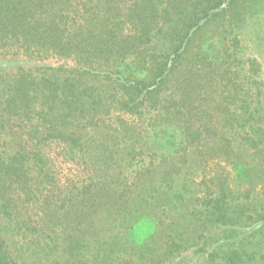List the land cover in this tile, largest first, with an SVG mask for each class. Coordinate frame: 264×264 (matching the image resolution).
Wrapping results in <instances>:
<instances>
[{"label":"rangeland","instance_id":"1","mask_svg":"<svg viewBox=\"0 0 264 264\" xmlns=\"http://www.w3.org/2000/svg\"><path fill=\"white\" fill-rule=\"evenodd\" d=\"M87 1L89 14L95 2ZM232 6V13L211 25L208 35L221 39L213 47L224 51L226 36L238 37L234 52L256 59L264 81V0H237ZM199 51L184 62L197 90L189 102H180L182 90L174 82L160 96L167 102L175 98L176 114L148 108L143 116L125 115L126 123L113 118L107 77L84 70L106 67L92 60L78 67L70 57L49 56L34 72L76 82L83 98L75 115H0V164L16 162L22 172L20 178L5 175L9 184L5 197L0 195V236L15 264H225L221 257L231 256L233 246L224 239L228 232L205 223L201 204L225 191L224 198L241 208L238 219L245 215L247 223L258 222L264 212V145L254 146L246 134L223 126L222 105L212 104L214 97L222 103L226 96L223 70L221 65L202 68L210 60ZM0 59L5 84L7 72L18 69ZM119 61L111 67L133 69L131 59ZM185 73H177L178 78ZM210 73L211 81L204 83ZM91 86L101 92L102 104L85 92ZM260 100L258 120L264 127V87ZM172 104L167 112H174ZM144 217L152 219L156 231L139 244L129 234ZM246 247L260 264L264 241Z\"/></svg>","mask_w":264,"mask_h":264},{"label":"trees","instance_id":"2","mask_svg":"<svg viewBox=\"0 0 264 264\" xmlns=\"http://www.w3.org/2000/svg\"><path fill=\"white\" fill-rule=\"evenodd\" d=\"M89 1L95 5L88 14L86 5L89 3H82V0H0V56L7 58L3 64L18 69L7 72L10 79L5 84L0 81V115H16L20 111L27 117L47 111L57 116L80 113L76 104L83 94L75 91L76 82L34 73L49 56L70 57L78 67L88 60L106 67L99 71L84 70L107 77L113 91V118L118 123L127 122L125 115L143 116L148 108L159 115L176 114V107L180 106L172 104L175 98L167 102L161 100L160 94L176 82L182 90L180 102H189L191 94L197 90L184 62L198 57L194 49L199 48V53L210 60L204 61L202 68L209 65L218 70L221 65L223 70L226 96L222 103L215 97L212 99V104L216 101L217 106L222 105L223 126L236 130L237 134H246L254 146L264 145V127L258 120L264 87L261 66L256 59H243L234 52L240 43L238 37L226 36L228 49L223 51L220 47L216 52L221 39L208 35L214 19L232 13V5L237 0ZM112 57L118 60L111 62ZM119 59H131L133 69L125 71L121 67H111L112 63H119ZM45 68L54 67L46 65ZM183 69L186 73L180 79L177 73ZM204 79V83L210 82L211 73ZM199 88L201 90L202 86ZM90 89L85 92L97 97L96 104H102L101 92H97L96 86ZM67 91L71 94L64 98ZM171 104L175 106L174 112H167ZM192 132L189 127L187 135ZM200 138L198 134L196 139ZM59 140L70 141L68 138ZM9 173L18 178L22 176L16 162L6 166L0 164V195L3 197L9 184L5 175ZM224 194L222 191L215 197L207 196L201 204L205 223L226 229L228 233L224 239L233 245L229 249L232 255L224 254L221 260L225 264H256V253L249 252L246 244L256 241L260 245L264 241V232L259 233L264 229V212H259L260 219L253 224L247 223L249 216L238 219L236 215L239 216L237 212L241 209L235 205L238 202L225 199ZM246 228L251 229V235ZM0 264H15L1 236ZM260 264H264V256Z\"/></svg>","mask_w":264,"mask_h":264},{"label":"clouds","instance_id":"3","mask_svg":"<svg viewBox=\"0 0 264 264\" xmlns=\"http://www.w3.org/2000/svg\"><path fill=\"white\" fill-rule=\"evenodd\" d=\"M156 231V225L150 217H144L141 226L133 230L129 236L136 243L142 244Z\"/></svg>","mask_w":264,"mask_h":264}]
</instances>
